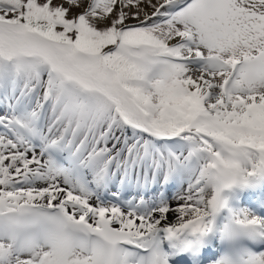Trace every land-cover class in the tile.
Masks as SVG:
<instances>
[{
	"label": "snow or ice",
	"instance_id": "obj_1",
	"mask_svg": "<svg viewBox=\"0 0 264 264\" xmlns=\"http://www.w3.org/2000/svg\"><path fill=\"white\" fill-rule=\"evenodd\" d=\"M0 264H264V0H0Z\"/></svg>",
	"mask_w": 264,
	"mask_h": 264
},
{
	"label": "rangeland",
	"instance_id": "obj_2",
	"mask_svg": "<svg viewBox=\"0 0 264 264\" xmlns=\"http://www.w3.org/2000/svg\"><path fill=\"white\" fill-rule=\"evenodd\" d=\"M76 11H78V10L74 9L73 12L70 13V15L74 14Z\"/></svg>",
	"mask_w": 264,
	"mask_h": 264
}]
</instances>
